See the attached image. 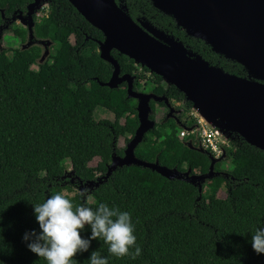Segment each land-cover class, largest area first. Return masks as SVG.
Segmentation results:
<instances>
[{"label": "trees", "instance_id": "16d2710c", "mask_svg": "<svg viewBox=\"0 0 264 264\" xmlns=\"http://www.w3.org/2000/svg\"><path fill=\"white\" fill-rule=\"evenodd\" d=\"M33 0H0L1 12L9 18L13 11L25 12ZM132 19L145 18L158 28L173 33L206 61L226 72L244 77L239 64L214 54L202 41L189 38L169 17L149 0H125ZM34 35L53 42L44 64H38V46L0 52V264H46L30 252L22 240L27 231H39L32 204L62 192L76 204L95 208L99 203L128 211L135 224L142 254L135 260L117 259L107 252L102 239L94 240L88 252L78 253V264H87L91 251L98 250L108 264H264V254L251 247V234L264 226V152L242 138L230 142L226 160L229 171L199 190L184 181L168 180L149 169L130 166L117 169L107 182L81 194L77 183L62 180L70 169L81 181L103 177L116 152L123 156L119 140L128 143L139 126L137 101L127 98V86L117 89L100 86L110 80L113 68L100 59L98 41L103 34L91 26L67 0H48V10L35 17ZM16 39L25 43L28 31L18 26ZM23 46V45H22ZM121 73L135 76V90L166 96L184 103L177 116L183 127V114L192 106L174 86L164 88L162 79L133 60L112 52ZM149 73L157 83L140 81L137 70ZM162 105V104H161ZM156 103L151 102L153 114ZM97 109L111 117L96 120ZM180 127L164 117L147 133L135 150L139 160L192 174L209 171L211 153L190 149L189 135L180 139ZM196 144V143H195ZM99 159L95 166L91 163ZM226 197L221 198L220 193ZM89 235L87 226L82 233Z\"/></svg>", "mask_w": 264, "mask_h": 264}, {"label": "water", "instance_id": "95a60500", "mask_svg": "<svg viewBox=\"0 0 264 264\" xmlns=\"http://www.w3.org/2000/svg\"><path fill=\"white\" fill-rule=\"evenodd\" d=\"M67 1L103 34L104 40L97 42L99 56L112 66L113 73L108 82L99 84L110 89L126 84L127 98L137 101L139 126L123 156L113 153L103 177L83 182L74 171H65L62 180L68 179L72 185L77 183L81 194L85 188L90 193L107 182L117 169L136 166L168 180H180L197 187L201 197L205 183L221 174L227 175L215 170L226 158L225 150L219 158H210L209 171L204 174H192L190 169L182 173L160 165L158 160L149 163L136 157L135 150L156 126L150 119L151 102L166 105L169 109L167 119L176 118L175 109L166 96L136 91V77L122 75L113 51L159 76L165 88L174 86L191 104L192 114L214 130L221 140L230 143L237 136L264 152V0H149L153 8L172 19L188 37L204 42L214 54L242 66L246 72L244 77L210 64L179 40L155 29L149 21L132 19L125 0ZM44 7L48 8V0H33L26 11H18L17 16L19 23L28 30V40L22 50L33 46L44 48L38 64L48 60L49 48L53 45L51 40L37 39L34 35V17ZM1 14L5 21L4 13ZM5 29L7 26L0 28V35ZM176 123L182 126L179 120ZM187 145L190 149H198L192 142Z\"/></svg>", "mask_w": 264, "mask_h": 264}, {"label": "clouds", "instance_id": "9594fccd", "mask_svg": "<svg viewBox=\"0 0 264 264\" xmlns=\"http://www.w3.org/2000/svg\"><path fill=\"white\" fill-rule=\"evenodd\" d=\"M87 191L81 190L85 198ZM32 206L39 231L25 232L22 240L46 264H78L74 257L88 252L91 242L100 239L107 245V252L117 259L127 256L135 260L142 254L130 213L115 205L99 203L94 209L87 204L74 206L71 199L58 192ZM86 226L89 235L83 237ZM250 243L256 254H264V226L254 230ZM87 264H108V258L93 250Z\"/></svg>", "mask_w": 264, "mask_h": 264}, {"label": "rangeland", "instance_id": "374dc122", "mask_svg": "<svg viewBox=\"0 0 264 264\" xmlns=\"http://www.w3.org/2000/svg\"><path fill=\"white\" fill-rule=\"evenodd\" d=\"M47 7H44V9H46ZM6 43L9 45V46H12V47H14V48H17V47H19V45H20V41L18 40V39H16L12 34H8V36H7V38H6ZM53 46V45H52ZM52 46L49 48V51H51L52 52ZM40 49H41V54H42V52H43V46H38ZM137 75L138 76H140V81H141V83L142 84H144V83H157L156 81H155V78L152 76V75H150L149 73H146V72H143L142 70H137ZM161 86L162 87H164L165 86V84L163 83V82H161ZM165 88V87H164ZM171 102V101H170ZM162 104V103H161ZM160 103H156V106H155V113L153 114V111H152V113H151V117H150V119L151 120H153V121H155L156 123L157 122H160L164 117H165V115H166V108L164 107V105H161ZM177 105V104H176ZM173 108H175L176 110L178 109V110H181V112L180 113H182V111H183V109H184V107L183 106H180V105H177V106H175V105H173ZM179 113V114H180ZM193 112H192V110H190V111H188V112H186V113H184L183 115V121L185 122V123H188V124H191L192 123V118H194V116H193V114H192ZM109 117H111V114L109 113V111H107V110H105V109H97V111L94 113V118L96 119V120H100V119H105V118H109ZM180 126V125H179ZM180 127H182V131H184V130H188L189 132H190V130L193 128V127H191V128H186V127H183V126H180ZM181 131V132H182ZM189 135H191V134H189ZM188 134L186 135V137L187 136H189ZM180 137V136H179ZM185 138V137H184ZM184 138H181L180 137V139H184ZM189 142H192V144H193V146L194 147H196V148H198V149H201V150H203V148H201L198 144H195L196 142H195V138H194V141L193 140H190ZM126 145H127V143H126V140L124 139V138H121L120 140H119V144H118V146H119V148H126ZM231 149V146L230 145H228L227 146V150L229 151ZM227 154V153H226ZM211 157H214V158H219V157H215V156H213L212 154H211ZM99 161V159H95L92 163H91V166H95L96 164H97V162ZM218 165H220V169H221V171H223V172H225V171H229L230 169H231V164H230V162L228 161V160H226V159H224L222 162H220V163H218ZM189 170V169H188ZM67 171H71L70 169H68ZM198 174V173H197ZM75 191H77V188H75L74 189ZM220 197L221 198H225L226 197V194H225V192H221L220 193Z\"/></svg>", "mask_w": 264, "mask_h": 264}, {"label": "flooded vegetation", "instance_id": "af4514ba", "mask_svg": "<svg viewBox=\"0 0 264 264\" xmlns=\"http://www.w3.org/2000/svg\"><path fill=\"white\" fill-rule=\"evenodd\" d=\"M47 10H48V8H46V9H42L41 11H39V14L37 15V16H35V17H42L46 12H47ZM17 16H18V11H13V13L11 14V16L9 17V18H6V22L4 21V24L3 25H1L0 26V28L1 27H3V26H7V29H5L4 30V32H3V34H1L0 35V52H11L12 50H15V49H17V48H14V47H12V46H9L7 43H6V38H7V36H8V34H12L13 36H14V34H13V31L14 30H16L17 29V27L18 26H20V27H23L20 23H19V20L17 19ZM34 17V18H35ZM138 20H142V21H145V22H147V21H149L153 26H154V28L155 29H157V30H159V31H161V32H164L166 35H168V36H171V37H173V38H175L176 40H179L180 42H182L183 43V45L188 49V50H190L191 52H193V53H197V54H199L198 52H196V51H194L193 49H192V47H190L189 46V44H185L184 43V41H181V39H179L177 36H175L173 33H170L169 31H167V30H163V29H160V28H158L157 27V25H155L154 23H152L150 20H147V19H145V18H142V19H138ZM23 28H25V27H23ZM178 28V27H177ZM26 30H27V28H25ZM28 31V30H27ZM15 37V36H14ZM16 38V37H15ZM189 38H191V37H189ZM192 39H194V38H192ZM196 40V39H195ZM197 41H199V40H197ZM22 45H23V43H21V41H20V45H19V47L21 48L22 47ZM53 50V49H52ZM200 55V54H199ZM209 62V61H208ZM210 64H212L211 62H209ZM212 65H214V64H212ZM220 67V66H219ZM222 68V67H221ZM246 73V72H245ZM246 75V74H245ZM126 85V84H125ZM140 92V91H139ZM171 104H172V106L173 105H175V106H177V105H180V106H183V107H185V105H184V103H180V102H177V101H171ZM177 104V105H176ZM162 105H164V107L167 109L166 111V115H165V117H166V119H167V115H168V113H169V109L166 107V105L165 104H163L162 103ZM175 109V108H174ZM181 112V110H176L175 109V113H174V115H175V117L176 118H171V119H174L175 121L176 120H178L177 119V116L179 115V113Z\"/></svg>", "mask_w": 264, "mask_h": 264}, {"label": "built area", "instance_id": "2783aa9c", "mask_svg": "<svg viewBox=\"0 0 264 264\" xmlns=\"http://www.w3.org/2000/svg\"><path fill=\"white\" fill-rule=\"evenodd\" d=\"M194 118L196 119V126L190 132L188 130L182 131L180 137L184 138L187 134H191L194 136L196 144L201 148L210 151L215 157H220L230 143L221 140L214 130L202 124L197 117L194 116Z\"/></svg>", "mask_w": 264, "mask_h": 264}]
</instances>
